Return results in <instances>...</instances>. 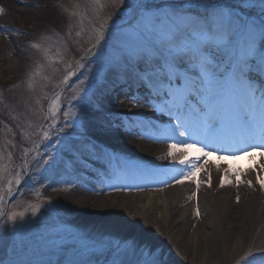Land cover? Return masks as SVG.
<instances>
[{
  "label": "bare ground",
  "instance_id": "1",
  "mask_svg": "<svg viewBox=\"0 0 264 264\" xmlns=\"http://www.w3.org/2000/svg\"><path fill=\"white\" fill-rule=\"evenodd\" d=\"M16 63V59L10 61L7 69ZM3 66L0 64V75L6 71ZM35 66L38 80L48 67L39 63ZM119 76L122 80L116 83L111 70L95 91L73 94L68 109L73 106L77 117L70 130H79L76 141L87 138L100 143L134 167L113 177L106 161L93 159L85 165L75 151L77 145L63 147L54 169L57 176L64 177L58 187L63 193L50 200L48 216L43 212L47 205L42 203L35 215L31 208V214L25 213L23 220L12 222L7 218L8 231L22 234L15 237L13 254L7 256L6 264L46 260L45 245L51 237L45 230L61 223L97 243L122 248L155 246L162 252L164 264H258L251 259L264 264V148L211 150L196 138L197 143L190 147L177 145L186 150L168 157L169 141L158 142L164 138L152 129L148 128L147 134L140 127L134 128L136 134L125 129L134 124L146 127L148 123L164 129L175 122L170 117L165 121L157 108L150 106L153 97L145 103L130 91L135 82L132 69ZM37 86L31 87L33 95L36 91L38 94ZM115 89L120 91L118 95ZM63 111L66 113L67 108ZM101 127L107 129L103 135ZM8 137L9 132L3 135L4 140ZM179 159L185 164H179ZM193 162L196 167L189 169ZM141 170L145 171L143 182L137 185L132 172ZM191 171L196 174L190 175ZM145 188H154L155 192L146 195L142 191ZM114 189L131 191L124 195L106 193ZM125 251L128 255L122 258L132 260L130 250ZM93 264L105 262H98L95 255Z\"/></svg>",
  "mask_w": 264,
  "mask_h": 264
},
{
  "label": "snow or ice",
  "instance_id": "2",
  "mask_svg": "<svg viewBox=\"0 0 264 264\" xmlns=\"http://www.w3.org/2000/svg\"><path fill=\"white\" fill-rule=\"evenodd\" d=\"M118 2L126 4V0ZM128 7L126 18L120 24L114 22L115 32L104 59L110 66L131 68L148 97L159 99L157 110L175 122L157 131L164 138L158 142L169 141L167 156L186 150L177 145L190 147L197 143L196 138L211 150L264 148V0H235L231 4H203L200 0L157 4L153 0H133ZM102 39L103 30L97 33L93 48L100 46ZM71 75L64 77L65 83ZM58 101L59 96L54 97L50 108L53 116L58 111ZM135 127L144 126L129 125L125 130L136 134ZM106 131L104 127L99 129L101 135ZM44 138H48L47 133ZM75 151L85 165L93 159L106 161L113 177L134 167L87 138ZM24 154L27 156V151ZM177 162L185 164L184 159ZM195 167L194 162L188 165L189 169ZM4 171L6 166L0 165V179ZM12 183L7 181L9 195ZM15 183H20L19 172ZM261 189L264 190V182ZM4 191L0 187V205L5 203ZM31 207L35 215L39 206ZM3 215L0 207V217ZM24 215L13 211L8 220H23ZM196 215L199 216V210ZM45 231L51 238L45 245L47 259L40 264H93L96 254L105 255V264H164L162 252L155 246L122 248L118 244L97 243L62 223ZM126 249L130 250L132 260L122 258L128 255Z\"/></svg>",
  "mask_w": 264,
  "mask_h": 264
},
{
  "label": "rangeland",
  "instance_id": "3",
  "mask_svg": "<svg viewBox=\"0 0 264 264\" xmlns=\"http://www.w3.org/2000/svg\"><path fill=\"white\" fill-rule=\"evenodd\" d=\"M153 2L179 4L182 0ZM132 3L133 0H126L124 5L118 0H0V64L6 68L0 75V157L2 166L7 168L0 179V187L5 189V203L0 205L4 210L0 217L2 264L7 263V256L12 253L15 237L22 234L19 230L8 231L5 224L8 215L13 211L31 214V206L46 203L47 210L43 212L48 216L50 200L62 192L58 187L64 177L54 171L59 160L57 154L67 144L79 147L82 143L74 137L79 130H70L77 115L74 116L75 108L68 109V105L74 93L93 92L103 85L107 72L113 69L105 62L104 55L112 42L114 22L120 24L126 18ZM200 3L231 4L235 0H200ZM102 30L104 39L100 46L93 48L96 35ZM32 44L39 47L33 48ZM97 52L101 55L95 56ZM13 59L16 65L7 69ZM37 63L48 67L38 80L39 76L34 77ZM114 68L122 74L128 69ZM68 73L72 75L65 83ZM37 84L38 94L36 91L33 95L31 87ZM56 96H59L58 111L53 116L50 108ZM63 107L67 108L66 113ZM8 132V140H4L3 135ZM17 172L19 184L15 183ZM8 180L13 181L11 195L7 193ZM128 191L106 193L124 195ZM96 256L98 262H105V255ZM251 261L262 263L260 259ZM29 264H40V261Z\"/></svg>",
  "mask_w": 264,
  "mask_h": 264
}]
</instances>
